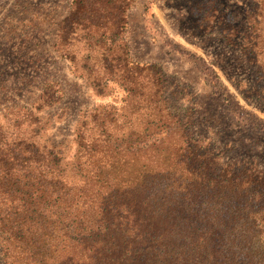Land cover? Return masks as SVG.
I'll return each instance as SVG.
<instances>
[{
	"label": "rangeland",
	"instance_id": "1",
	"mask_svg": "<svg viewBox=\"0 0 264 264\" xmlns=\"http://www.w3.org/2000/svg\"><path fill=\"white\" fill-rule=\"evenodd\" d=\"M171 115L264 172V0H0V150L148 163L181 142Z\"/></svg>",
	"mask_w": 264,
	"mask_h": 264
},
{
	"label": "trees",
	"instance_id": "2",
	"mask_svg": "<svg viewBox=\"0 0 264 264\" xmlns=\"http://www.w3.org/2000/svg\"><path fill=\"white\" fill-rule=\"evenodd\" d=\"M169 121L181 142L148 163L82 144L71 168L56 149L0 150V264H264V172L219 163Z\"/></svg>",
	"mask_w": 264,
	"mask_h": 264
}]
</instances>
